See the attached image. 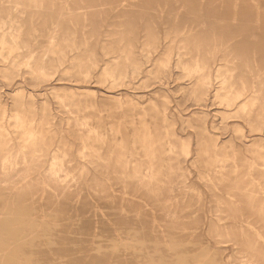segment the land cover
<instances>
[{
  "label": "rangeland",
  "instance_id": "374dc122",
  "mask_svg": "<svg viewBox=\"0 0 264 264\" xmlns=\"http://www.w3.org/2000/svg\"><path fill=\"white\" fill-rule=\"evenodd\" d=\"M0 264H264V0H0Z\"/></svg>",
  "mask_w": 264,
  "mask_h": 264
}]
</instances>
